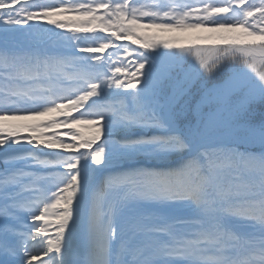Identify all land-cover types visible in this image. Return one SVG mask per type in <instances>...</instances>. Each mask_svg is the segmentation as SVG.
I'll return each instance as SVG.
<instances>
[{"label": "snow or ice", "instance_id": "6c2138e0", "mask_svg": "<svg viewBox=\"0 0 264 264\" xmlns=\"http://www.w3.org/2000/svg\"><path fill=\"white\" fill-rule=\"evenodd\" d=\"M0 165V264H264V0H0Z\"/></svg>", "mask_w": 264, "mask_h": 264}, {"label": "trees", "instance_id": "16d2710c", "mask_svg": "<svg viewBox=\"0 0 264 264\" xmlns=\"http://www.w3.org/2000/svg\"><path fill=\"white\" fill-rule=\"evenodd\" d=\"M122 43H130V41H121ZM134 47H138V45H134ZM73 115H78V113H73ZM255 120L258 123L260 120V110L257 109L256 114H255ZM57 131L63 133L67 131L66 129H58ZM73 131H75L78 135V137H82L84 140L90 139L94 132L93 129L90 125L83 124V125H78ZM71 137L69 136H61V139H70ZM102 142V141H100ZM99 143V142H98ZM95 146V145H94ZM85 151V149H81V151ZM55 211V210H53ZM52 220H55V217H51Z\"/></svg>", "mask_w": 264, "mask_h": 264}, {"label": "rangeland", "instance_id": "374dc122", "mask_svg": "<svg viewBox=\"0 0 264 264\" xmlns=\"http://www.w3.org/2000/svg\"><path fill=\"white\" fill-rule=\"evenodd\" d=\"M0 167H2V165H0ZM46 258V257H45ZM37 264H38V262H37Z\"/></svg>", "mask_w": 264, "mask_h": 264}]
</instances>
